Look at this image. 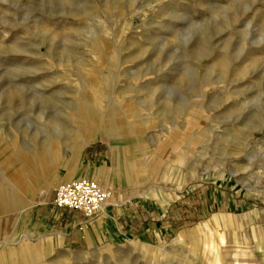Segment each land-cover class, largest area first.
Returning <instances> with one entry per match:
<instances>
[{
	"label": "rangeland",
	"instance_id": "1",
	"mask_svg": "<svg viewBox=\"0 0 264 264\" xmlns=\"http://www.w3.org/2000/svg\"><path fill=\"white\" fill-rule=\"evenodd\" d=\"M0 264H264V0H0Z\"/></svg>",
	"mask_w": 264,
	"mask_h": 264
},
{
	"label": "built area",
	"instance_id": "2",
	"mask_svg": "<svg viewBox=\"0 0 264 264\" xmlns=\"http://www.w3.org/2000/svg\"><path fill=\"white\" fill-rule=\"evenodd\" d=\"M111 193L95 179L78 178L59 183L54 191L53 207L60 210L92 215L104 204Z\"/></svg>",
	"mask_w": 264,
	"mask_h": 264
},
{
	"label": "bare ground",
	"instance_id": "3",
	"mask_svg": "<svg viewBox=\"0 0 264 264\" xmlns=\"http://www.w3.org/2000/svg\"><path fill=\"white\" fill-rule=\"evenodd\" d=\"M110 133V132H109ZM103 136V135H102ZM112 137V136H111ZM110 143L112 144L113 143V141H110ZM83 145V143H81V146ZM110 150H113V149H111L110 148ZM77 165V164H76ZM107 167H108V165L107 164H105V162L102 164V166L100 167V169H99V172H101V170H107ZM73 168V167H72ZM82 168V167H81ZM89 170H86V172L84 173V174H88L87 172H88ZM82 170L79 168V166H77L74 170H72L70 173H71V175H70V177L68 178V179H70L73 175H74V177L75 176H77V175H81L82 173ZM97 175L99 174V173H96ZM91 175V174H90ZM101 175V174H100ZM106 177V176H105ZM110 177V176H109ZM78 178H90V177H86V176H81V177H78ZM78 178H76V179H78ZM73 180H75V179H73ZM97 182H98V180H97ZM99 184H101L100 182H98ZM101 186L106 190V191H108L109 193H111V190L109 191V190H107V187H108V185L105 187L103 184H101ZM114 201V199H112V198H108L105 202H104V204L98 209V211L99 210H102V208L103 207H105V206H107L108 204H110L111 202H113ZM108 214V212H107V209L106 208H103V210L101 211V213H100V215H99V218H101L102 217V215H107Z\"/></svg>",
	"mask_w": 264,
	"mask_h": 264
},
{
	"label": "crops",
	"instance_id": "4",
	"mask_svg": "<svg viewBox=\"0 0 264 264\" xmlns=\"http://www.w3.org/2000/svg\"><path fill=\"white\" fill-rule=\"evenodd\" d=\"M93 220L91 221H88L86 222L84 225H85V228L88 230L90 228V224H92Z\"/></svg>",
	"mask_w": 264,
	"mask_h": 264
}]
</instances>
